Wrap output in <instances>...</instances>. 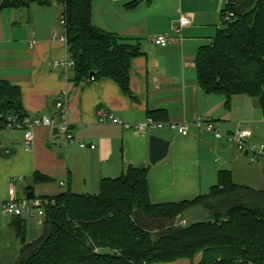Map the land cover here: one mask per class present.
<instances>
[{
  "label": "crops",
  "instance_id": "crops-1",
  "mask_svg": "<svg viewBox=\"0 0 264 264\" xmlns=\"http://www.w3.org/2000/svg\"><path fill=\"white\" fill-rule=\"evenodd\" d=\"M131 1L94 0L92 21L100 29L139 42L141 54L133 59L129 73V88L135 99L125 96L112 80L76 82L71 68L57 65L69 58L60 3L0 11V80L20 89L29 119L54 113L55 101L64 96L65 119L73 135V141L63 145L52 133L53 128L37 126L27 149L22 131H1V208L10 186L31 180L35 172L50 178L49 182L31 185L38 196L67 190L92 195L98 193L101 179L115 178L127 166L143 163L148 168L150 201L155 204L203 194L217 181L219 170L231 171L234 182L238 176L242 181L236 183L242 185L255 177L261 180L263 167L256 171L233 143L193 125L187 134L170 126L173 122L193 124L201 118L223 132L248 128L251 142H264V131L258 130L264 129V120L257 99L234 96L228 107L223 96L205 93L197 83V49L212 42L209 36L220 24L225 0H141L137 7L127 9L125 4ZM181 16L189 19V25L182 29V41L166 47L153 44L157 35H170ZM236 108H244V114H236ZM149 112L163 122L160 128L142 132L124 129L107 118L99 121L100 115L111 113L134 123L144 120ZM152 135L169 141L166 155L156 163L149 162ZM81 143L86 147L81 148ZM206 181L209 183L204 186ZM14 187L19 198L28 188L20 195ZM177 219L186 222L183 215Z\"/></svg>",
  "mask_w": 264,
  "mask_h": 264
},
{
  "label": "trees",
  "instance_id": "trees-1",
  "mask_svg": "<svg viewBox=\"0 0 264 264\" xmlns=\"http://www.w3.org/2000/svg\"><path fill=\"white\" fill-rule=\"evenodd\" d=\"M93 1L0 0V11L60 3L74 80L109 79L135 99L129 73L140 44L95 26ZM140 1L125 7L133 9ZM194 65L201 90L223 96L228 107L234 96L255 98L264 120V0H225L215 36L197 49ZM0 113V133L8 115L27 117L20 89L2 80ZM147 117L158 120L152 112ZM147 174V167L130 165L115 178L101 179L96 194H34L47 200L41 233L26 241L27 218L12 217L20 249L11 264H154L197 255L196 264H264V189L238 184L231 171L219 170L208 193L155 204ZM49 181L35 172L31 185ZM194 207H201L207 219L175 224Z\"/></svg>",
  "mask_w": 264,
  "mask_h": 264
},
{
  "label": "built area",
  "instance_id": "built-area-1",
  "mask_svg": "<svg viewBox=\"0 0 264 264\" xmlns=\"http://www.w3.org/2000/svg\"><path fill=\"white\" fill-rule=\"evenodd\" d=\"M61 24L64 25V20L61 19ZM189 25V19L185 16H181L178 20V24L173 25L171 28L172 33L170 35H157L153 38L152 42L156 46L166 47L169 44L182 41V29ZM57 65L63 69H69L73 65V61L69 58H65L57 62ZM65 105L66 98L58 97L55 101L56 111L54 113H46L38 118L29 119L27 117L19 119L17 116L8 115L6 129L20 130L23 133V140L26 148L28 149L33 139V129L37 126H47L50 128H57V135L59 136L58 142L63 145L73 141V135L70 130L69 123L65 119ZM2 114L0 113V118ZM107 118L111 123L121 126L124 129H135L142 132L160 128L163 122L154 120L150 117H146L144 120L134 123L125 122L111 113L106 116L100 115L99 121H103ZM189 125H193L196 128L204 129L213 133L215 138L225 139L231 142L235 147L249 158L250 161H255L264 157V142H251L252 131L248 128H237L233 131L221 133L216 129L211 122H204L201 118H196L193 124H178L176 122L170 123V126L176 129L181 134H187ZM81 148H85L86 145L81 143ZM94 146L91 145L90 148ZM47 204V200L40 198L28 199L24 196L17 197L15 187L10 186L8 189V197L2 204L3 212L10 217L28 216L38 217L37 224L43 223V208ZM184 223V222H183Z\"/></svg>",
  "mask_w": 264,
  "mask_h": 264
},
{
  "label": "rangeland",
  "instance_id": "rangeland-1",
  "mask_svg": "<svg viewBox=\"0 0 264 264\" xmlns=\"http://www.w3.org/2000/svg\"><path fill=\"white\" fill-rule=\"evenodd\" d=\"M61 18H62V16H61ZM59 27H60V29H62L63 26L59 25ZM215 33L216 32H213V35H211L209 37H214ZM206 41L207 40L202 41V43L206 42ZM244 98H246V97H244ZM240 103L241 102L238 101V104H240ZM234 112L236 114L242 116L244 114V108H236ZM238 128H243V127H238ZM258 130L259 131H264V129H258ZM220 132L221 133H225L222 130H220ZM221 139H223V138H221ZM246 158H248V157L246 156ZM248 161L251 164H254L253 168H255L256 171L257 170L259 171L261 169V167L264 166V157L259 158V159L255 160V161H250L249 158H248ZM204 167L205 166H203V168ZM206 170H207V168L204 169L203 177L206 174ZM253 172H255V171H253ZM260 176H261L260 177L261 180H256V177H255L247 185H254V186L258 187V189H264V174H262L261 171H260ZM235 181L236 182H240L242 180H240V178L237 176V178L235 177ZM207 183H209V182L206 181V182L203 183V185L205 186ZM214 184H216V180L213 182V185ZM210 185L207 186L203 190V194L208 193V191L210 189ZM14 186H16L18 188V194L22 195L24 188L26 186H31V180L30 179H25V180H23L21 182L15 183ZM35 193H36L35 195L38 196V194H37L38 191H36ZM207 215L208 214L206 212H204L201 207L190 208V209L186 210L184 215H183V217L186 219V222L181 223L177 219V221H175V224L176 225H188L189 223H192L194 221L207 219ZM11 219H12V217L6 215L3 212V209L0 207V262H4V263H8V264H11V263H13L16 260V258L19 255V249H20V243L14 237L13 231H12V229L10 227ZM37 220H38L37 216L34 217V218L27 216L26 241H31V240L35 239L39 235V233L41 232V227L42 226L37 224ZM199 259H200V255H197L192 260L191 259H187V258H183V259L176 260L174 262L154 263V264H196L199 261Z\"/></svg>",
  "mask_w": 264,
  "mask_h": 264
},
{
  "label": "water",
  "instance_id": "water-1",
  "mask_svg": "<svg viewBox=\"0 0 264 264\" xmlns=\"http://www.w3.org/2000/svg\"><path fill=\"white\" fill-rule=\"evenodd\" d=\"M53 134L57 135V128H53L52 130ZM59 136H56V139H58ZM169 147V141L157 137V136H150L149 137V162L150 163H156L159 160H161L167 153ZM139 168H144L145 164H139ZM34 191L33 186H28L27 191L25 192V197L28 199L33 198Z\"/></svg>",
  "mask_w": 264,
  "mask_h": 264
}]
</instances>
